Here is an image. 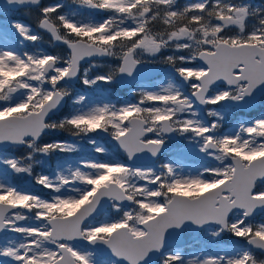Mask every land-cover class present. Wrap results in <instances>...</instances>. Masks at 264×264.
I'll list each match as a JSON object with an SVG mask.
<instances>
[{
    "label": "snow or ice",
    "instance_id": "6c2138e0",
    "mask_svg": "<svg viewBox=\"0 0 264 264\" xmlns=\"http://www.w3.org/2000/svg\"><path fill=\"white\" fill-rule=\"evenodd\" d=\"M22 6L38 9L37 28L64 46L62 54L22 50L25 41L42 39L9 19ZM0 16V264H264L257 256L264 254V220L257 222V210L264 211V116L220 132L226 111L264 96V5L5 0ZM96 57L116 65L92 74ZM151 64L168 66L165 82L141 87L135 102L95 103L71 87L129 84ZM66 98L71 108L54 119ZM52 132L86 139L100 158L58 161L54 175L34 174L42 157L79 151L77 143L42 139ZM101 134L123 159L97 143ZM174 137L218 165L186 175L174 161L159 170L135 164L162 155ZM25 174L51 198L17 187ZM188 231L217 241L227 233L242 243L188 259L174 246Z\"/></svg>",
    "mask_w": 264,
    "mask_h": 264
},
{
    "label": "rangeland",
    "instance_id": "374dc122",
    "mask_svg": "<svg viewBox=\"0 0 264 264\" xmlns=\"http://www.w3.org/2000/svg\"><path fill=\"white\" fill-rule=\"evenodd\" d=\"M262 1L264 5V0ZM245 2L248 1L246 0ZM252 2H253L252 0L249 1V3H251L254 6H261L258 5L257 3L254 4ZM177 7H183V6L177 4ZM103 15H104L103 13H97L96 18L101 19L103 18ZM8 17L12 21H19L21 20V18L27 19L28 13L24 12V10L11 11L8 14ZM3 22H5V17L0 16V23ZM35 27H33L34 28L33 30L38 31L37 26ZM40 35L42 39L38 41L36 44H32L31 42L25 41L23 43L22 50L29 51L32 53L43 51L54 55H60L63 53L62 48L57 47L52 42H48L47 37L43 33L40 32ZM44 47L47 49H45ZM90 63L99 65V67L92 69V74H103L108 71L109 67H115L116 65V62L112 59L110 60L107 59L100 62L92 61ZM151 65L156 66L155 64H151ZM89 66H90L89 63L83 65V67L85 68ZM168 71L169 68L167 69L165 75L153 80L150 84L137 85L131 89L121 91L122 96H124L123 97L124 100L119 98V95L117 94L118 89L116 88L115 83L112 85H101V90L87 89L79 81L77 82V84L71 85V87L74 93L84 94L88 96L95 103L101 101H111L112 103H117V104H122L125 102H135L137 99V92L141 87L144 86L157 87L160 83L165 82ZM66 99H67L66 110L60 114H57V116L54 117V119H61L63 115L66 114V111L71 108V104H72L71 99L68 98ZM204 115L206 116V111L204 112ZM262 116H264V96H262V98L259 100L258 108L251 111L250 113H243L241 111H236L234 108L226 111L224 120L220 122L221 123L220 132L221 133L228 132L232 130L239 122L247 121L242 117H247L249 118V121H252ZM208 119H214V118H208ZM42 139L48 143H51L54 140H64L72 143H77V140L75 138L70 137L66 132H52L49 133L48 136L43 137ZM171 141L172 143H168V144H171V146L174 147V149L169 150L168 154H165L164 157L162 156L159 159V161L156 162L155 165L152 167L159 170L161 163H168L170 161H174L176 162V167L179 172H182L183 174L186 175L188 174L195 175L197 170H202L204 166L206 165L215 166L218 165L219 163L218 161H215L212 158L210 159V157H205L203 154H201L198 150V147H194V146L185 147L186 145H190L191 142L185 140L183 137H177V139ZM97 143L102 144L103 146L108 148L109 152L113 154L115 159L118 160L123 159L122 155H115L116 149L114 147V142L111 140L110 137L102 138L99 135L97 136ZM77 147L79 151L73 154L66 155L63 153H53L48 157H42L41 159H44L46 163H44L43 165L41 164L35 165L33 170L34 174L43 173L45 175H54L56 171V164L58 161L67 160L68 164L75 166L76 161L80 160L81 158L83 159H88L92 157H95L97 159L100 158L99 154H96L92 151V146L87 143L86 139L80 140L77 143ZM8 151L10 154L16 156H22L25 152V150L23 149H9ZM206 158H209L210 160ZM67 166L68 165L66 164L65 167ZM15 183L17 187L21 188L22 190L34 192L35 194L40 195L45 199H50L51 195H53V193L49 189H44L42 186L37 185L35 181L26 174L17 177ZM30 185H33V187L30 188L29 187ZM126 208L130 210L131 206L126 205ZM261 220H264V211L259 216H257V222H260ZM7 236L11 238L14 237L15 234L8 233ZM183 237L186 239V241L188 240L191 243L190 246L187 249L185 248L186 250L184 251L186 258L188 259L196 258L201 254L215 253L219 251L221 248H231L233 246H239L242 243V242L237 243L236 242L237 238L232 237L230 234L227 233H225L223 235V238L219 239L218 241L216 238L209 237V235L204 232L188 231L183 235ZM4 240H5V235L0 236V244H2ZM228 240H233L238 245L237 244L230 245L228 243ZM83 247H87V246H83ZM257 256L259 259L264 260V256L260 254H257Z\"/></svg>",
    "mask_w": 264,
    "mask_h": 264
},
{
    "label": "water",
    "instance_id": "95a60500",
    "mask_svg": "<svg viewBox=\"0 0 264 264\" xmlns=\"http://www.w3.org/2000/svg\"><path fill=\"white\" fill-rule=\"evenodd\" d=\"M42 1V0H41ZM5 4V0H0V7H2L3 5ZM22 7H29V6H22ZM22 7H18V8H16V9H13V10H17V9H19V8H22ZM49 34V33H48ZM49 36H50V34H49ZM51 37V36H50ZM58 45H61V44H59L58 42H56ZM62 46V45H61ZM103 58H105V57H96V58H93V59H103ZM148 69H149V71H147V72H145L144 74H142V76L141 77H139V78H137L134 82H131V83H129V84H121V83H119V82H117L118 83V86H119V88H127V87H129V86H132L133 84H135V83H137V82H144V81H146V80H151V79H153V78H156V77H158V76H160V75H162V74H164L165 73V69H163V68H154V67H151V66H146ZM261 96H258L257 97V100H256V102H255V104H254V106H252V107H243V108H236L237 110H243L244 112H249V111H251V110H253L254 108H256L257 106H258V99L260 98ZM101 136H103V137H105L106 135H103V134H101ZM166 152V150L163 152V153H165ZM160 156V155H159ZM158 156V157H159ZM158 157H155V158H153V157H150V156H148V157H146L144 160H138V161H136L135 162V164L136 165H139V166H149V165H151ZM261 210H257V212L259 213ZM2 233H0V235H1ZM82 245H86V244H82ZM174 246H178L179 248L180 247H183L184 246V240L182 239V238H180V240L179 241H177V242H175V244H174Z\"/></svg>",
    "mask_w": 264,
    "mask_h": 264
},
{
    "label": "trees",
    "instance_id": "16d2710c",
    "mask_svg": "<svg viewBox=\"0 0 264 264\" xmlns=\"http://www.w3.org/2000/svg\"><path fill=\"white\" fill-rule=\"evenodd\" d=\"M51 1L55 2V1H60V0H45L42 4L46 6ZM61 1H63V3H65L66 5L72 3V0H61ZM247 1L249 3L250 0H247ZM252 1H253L252 3H254V4L257 3L258 5H261V6L263 5L262 0H252ZM191 2H194V0H177V4L182 5V6H184L185 4L191 3ZM237 2H239V0H237ZM24 12L28 13V18L27 19L25 18L24 20H26L28 23H30L33 26H37V17L39 15L38 9L37 8L25 9ZM47 41L52 42L50 38H47Z\"/></svg>",
    "mask_w": 264,
    "mask_h": 264
}]
</instances>
